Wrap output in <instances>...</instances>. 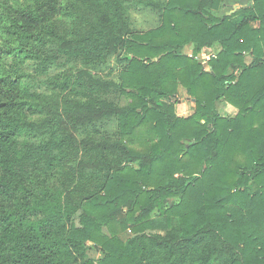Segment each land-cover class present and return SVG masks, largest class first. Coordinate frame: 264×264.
<instances>
[{
    "label": "trees",
    "instance_id": "obj_1",
    "mask_svg": "<svg viewBox=\"0 0 264 264\" xmlns=\"http://www.w3.org/2000/svg\"><path fill=\"white\" fill-rule=\"evenodd\" d=\"M73 2L7 6L0 61L14 53L16 68L31 60L47 74L62 58L97 66L118 54L126 67L119 84L90 70L49 76L63 105L0 75V195L19 196L0 211V264H264V0L147 1L160 24L141 32L123 1ZM64 14L78 21L71 32L55 23ZM182 92L190 117L177 112ZM222 100L235 116L217 112ZM94 249L103 256L88 259Z\"/></svg>",
    "mask_w": 264,
    "mask_h": 264
},
{
    "label": "rangeland",
    "instance_id": "obj_2",
    "mask_svg": "<svg viewBox=\"0 0 264 264\" xmlns=\"http://www.w3.org/2000/svg\"><path fill=\"white\" fill-rule=\"evenodd\" d=\"M123 1L124 7L127 8L126 17H128V22L130 24V28L133 31H147L154 28L156 25L160 24V11L155 7H149L143 5V3L153 2L160 5L166 2V0H119V3ZM248 0H226L228 5V9H236L240 5L246 4ZM63 4L67 3H74L73 0H62ZM32 3V0H0V23L2 20V13L7 8V6H14V7H22ZM240 4V5H239ZM84 5L81 6L83 8ZM84 14V12L81 11ZM130 13V14H129ZM130 15V18H129ZM55 23L59 24L61 28L66 29L67 31L71 32L75 28H77L78 21L75 20V17H70L68 15H61L57 17ZM4 37L0 36V43L3 42ZM189 49V48H188ZM186 49V53L188 55H192L193 52ZM209 51L205 53V49H203V53L201 51L200 55L198 56V61L203 65V67L211 71V66L209 65V69H207V61L216 56L215 51L212 48H208ZM207 50V49H206ZM15 58L14 53L11 55H6L4 60L0 61V75L3 73L12 70L16 75L21 77L22 83L31 89L32 94L38 95H57V102L63 105L64 99L68 97L67 93H62L61 91H55L52 86L49 85L48 78L49 76H54L64 70H90L91 74L95 76L97 80L107 82V83H120V73L126 67V62L121 59L118 54L112 55L108 58L106 64H98L97 66H89L84 63H79L77 61H73L67 63L66 58H62L60 64L65 66H53L49 69L47 74L38 73L37 67L38 64L31 60H25L24 65H22L20 60L16 59L17 64H20L19 68L15 67V62L13 61ZM210 61V60H209ZM247 63L252 61V58L247 55L246 56ZM209 64V62H208ZM115 92H111L113 99H115ZM69 99V98H68ZM121 102V101H120ZM124 103V102H121ZM217 112L221 116L225 117H233L236 115L237 110L226 103L224 100L217 103ZM195 111V103L194 100L190 99L184 92L179 95L177 99V112L181 117H190L194 114ZM27 120L36 124L41 122V118L38 115L34 114L33 112H28ZM116 125L113 123L111 124V130H114ZM36 137L24 132V140L27 142L34 141L36 142ZM51 190V195L53 196L54 193L62 192L60 189H55L52 185L49 187ZM19 204V196H2L0 195V211L12 210L16 208ZM80 214L73 218L74 226L80 227ZM35 217L30 216L29 220L33 221ZM39 220L41 218H38ZM153 234H163V231H155L152 232ZM5 235L0 231V239H5ZM90 245V244H89ZM1 250V249H0ZM0 254H3L0 252ZM102 252L101 250H89L87 251V258L88 259H99L101 258ZM74 257V256H73ZM63 264H82L83 260L80 258L78 261L76 258H64ZM212 264H227V257H222L221 259L214 261Z\"/></svg>",
    "mask_w": 264,
    "mask_h": 264
},
{
    "label": "crops",
    "instance_id": "obj_3",
    "mask_svg": "<svg viewBox=\"0 0 264 264\" xmlns=\"http://www.w3.org/2000/svg\"><path fill=\"white\" fill-rule=\"evenodd\" d=\"M225 5H227V4H225ZM154 28H155V27H154ZM147 31H148V30H147ZM189 49H190V48H189ZM189 49H188V50H189ZM204 49H205V53L209 51L208 48H204ZM206 49H207V50H206ZM189 51H192V49H190ZM203 51H204V50H203ZM203 51H202V53H203ZM203 54H204V53H203ZM209 60H210V59H209ZM209 60L207 61V64H206V65H207V69L210 68V67H209V64H208ZM207 71H208V70H207Z\"/></svg>",
    "mask_w": 264,
    "mask_h": 264
}]
</instances>
